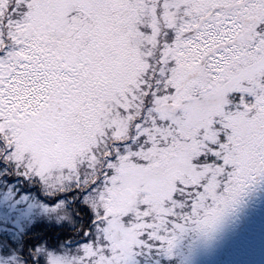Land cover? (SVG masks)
Listing matches in <instances>:
<instances>
[{"label":"snow or ice","instance_id":"obj_1","mask_svg":"<svg viewBox=\"0 0 264 264\" xmlns=\"http://www.w3.org/2000/svg\"><path fill=\"white\" fill-rule=\"evenodd\" d=\"M0 264H264V0H0Z\"/></svg>","mask_w":264,"mask_h":264}]
</instances>
